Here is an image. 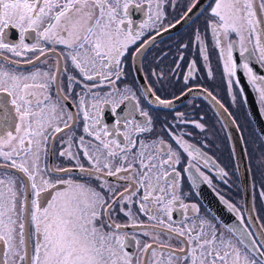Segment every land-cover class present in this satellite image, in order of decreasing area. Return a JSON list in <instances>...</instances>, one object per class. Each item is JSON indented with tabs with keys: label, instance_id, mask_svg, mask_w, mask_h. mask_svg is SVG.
I'll list each match as a JSON object with an SVG mask.
<instances>
[{
	"label": "snow or ice",
	"instance_id": "obj_1",
	"mask_svg": "<svg viewBox=\"0 0 264 264\" xmlns=\"http://www.w3.org/2000/svg\"><path fill=\"white\" fill-rule=\"evenodd\" d=\"M164 2L91 0L88 8V0H0V264H264V235L260 242L252 239L235 204L221 197L244 225L238 242L201 217L196 204L184 201L182 171H194L193 179L211 184L206 171L215 162L185 139L192 134L180 126L191 123L203 132L205 125L176 112L175 123L165 126L175 147L162 138L147 140L144 134L153 132L149 112L140 108L130 88L117 87L127 74L129 47L146 31L160 34ZM200 2L190 0L184 19ZM130 6L146 7V18L136 28ZM209 9L207 30L194 29L193 44L203 61H209L210 35L233 100L239 71L256 91L264 113V75L249 64L255 60L264 65V0H213ZM77 13L93 22L82 37L74 38L69 21ZM11 29L17 30V40L8 39ZM149 42L136 48L131 58L135 60ZM187 48L180 45L178 60ZM21 65L31 67L21 70ZM195 68V61L190 62L183 77L188 91L182 97L203 90L201 85L189 86ZM104 86L109 91L101 94ZM145 90L164 108L174 102L156 95L150 85ZM206 95L224 107L212 92ZM126 102L132 110L123 109L121 117L117 110ZM104 105L111 106V127L101 118ZM80 117L83 134L76 137ZM58 140L66 145L58 156L74 161V166L42 167V159L57 155ZM73 170L77 176L69 175ZM218 174L229 175L219 167ZM260 196L264 198V191ZM133 204L146 220L134 215ZM117 209L129 218L127 224L115 222ZM175 211L181 220H174ZM261 230L264 233V224ZM245 234L250 246L245 245ZM162 237L177 239L180 246L173 248ZM141 238H146L142 246Z\"/></svg>",
	"mask_w": 264,
	"mask_h": 264
},
{
	"label": "flooded vegetation",
	"instance_id": "obj_2",
	"mask_svg": "<svg viewBox=\"0 0 264 264\" xmlns=\"http://www.w3.org/2000/svg\"><path fill=\"white\" fill-rule=\"evenodd\" d=\"M142 2L143 0H134V3ZM155 2L156 0H153L154 5ZM189 3L190 0H166V2L163 3L165 19L162 24L157 25L160 34L156 35V29L146 31L144 36L141 37V40L137 41L135 45L129 47L126 55L127 64L125 66L127 74L120 81H117V87L120 89L125 87L130 88L135 92L140 108L149 112L153 121V132L150 134H144V138L147 140L162 138L166 144H172L175 147V142L172 140L169 132L165 129V126L173 125L175 123L173 118L176 112L184 113L187 119L199 121L205 125V130L203 132H201L200 129L195 128L191 123L186 126L181 125L180 127L182 131L192 134L190 137L186 136L185 139L196 144L198 147H202V150L207 154L210 161L215 162L214 164L210 163L209 169L206 171V174L210 176L212 183L207 184L198 177L193 179L196 175L195 172H183V165H180L178 166V170L182 171L179 181L181 193L184 196L185 203L196 204L199 207L201 217L212 221L226 238L238 242L240 238L223 224L222 221L215 216L214 212V198H216L221 205L223 204L228 208L221 199V197H223L230 203L235 204L244 216L243 206L241 209L242 195L240 181L231 154L226 128L218 113L219 111L214 107L215 102L206 95V91L212 92L217 97L220 104L224 106L221 107L223 110L225 108L228 109L227 112L236 123L243 144V138L248 127V130L255 134L258 140L260 139L264 148V141L252 120L248 108L252 98L254 99L263 122L264 113L260 111L259 105L257 104L258 96L256 91L248 83L245 75L239 71L237 78L240 83L233 86V90L236 93V99L231 101L233 93L227 88L226 77L222 75V61L218 56L217 50L213 46L210 35L207 39L209 54V61L207 62L203 61L197 47L192 42L194 29H199L202 33L207 30V22L210 19L209 5L213 3V0H207L194 16L182 23ZM145 12L146 7L137 9L135 6H130L129 18L132 20L134 28L138 27L139 23L146 18ZM177 21L181 22L176 23ZM170 24H175L176 29L168 27ZM164 28H168V30L163 31ZM8 39L17 40V30H9ZM233 39H235V36H233ZM145 41L150 42L140 55L133 60L131 57L135 52V49L140 47ZM181 44H188V48L183 50V60H178L177 57L180 54ZM235 57L238 60L240 59L238 52L235 53ZM192 61H195L196 68L194 71V79L189 81V86L192 84L201 85L203 90L197 89L190 92L186 97H182L181 93L188 91V89L185 88L183 77L188 74V65ZM48 64L55 67L54 59H49ZM177 64L180 65L179 68H176ZM249 64L253 67L254 72L259 75H264V65L257 63L255 60H250ZM30 67L31 66L21 65V70H28ZM137 69H139V71H137ZM153 71L156 72L157 75H152ZM209 71L213 73L212 77H209ZM73 74L77 77L79 76L78 72L73 71ZM149 85L152 87L156 95H159L164 99L173 100V104L169 108H164L162 105L158 104L154 97L150 96L145 90ZM80 90L79 87L75 88V91L77 92ZM99 91L103 94L108 92L109 88L104 86L100 88ZM177 97L180 98L177 99ZM71 103L72 101H69L70 105ZM234 104L238 108L240 107L241 125L239 124L237 117L234 115ZM218 106L220 107V105ZM125 108H127L128 111H131L132 104L126 102L125 105H122L121 108L117 110L121 113V117L123 116V109ZM72 110L74 112L76 111L75 108ZM201 117H203V120H201ZM101 118L109 127L112 126L114 120L110 105H104ZM137 118L139 117L137 116ZM83 123L84 121L82 117H80L74 128V135L76 137L83 134ZM68 135L69 133L66 132L63 138L67 139ZM55 146L57 155L49 156L47 160L42 159L41 166L43 167L45 164H52L58 167H73L75 163L74 161L58 156L61 147L66 145H62L61 141L58 140L55 142ZM73 151H76L75 147L73 148ZM230 163L233 164L232 169L229 167ZM217 166L219 168H224L229 175L227 177H222L218 174ZM249 169L251 175L253 210L257 221L261 226L264 224V198L260 196V192L264 191V185H262L257 178H254L250 165ZM69 175L77 176L78 173L73 170ZM109 179L114 182V178ZM225 179H227V183L224 182ZM123 186L124 182H121L120 191H123ZM229 186L232 188L233 193L229 192ZM132 212L138 219L146 220L143 215L138 213L137 205H132ZM232 214L235 216L234 213ZM173 218L176 221L181 220V213L175 211L173 213ZM235 218L237 219L236 216ZM244 218L249 230L254 234L252 239L260 242L251 229L245 216ZM114 220L116 223L120 224H127L129 222V218L119 212V209H117L114 214ZM237 221L239 222L238 219ZM128 231L131 230L129 229ZM145 239L146 238H141V246L145 242ZM162 239L173 248H178L180 246L177 239L169 240L167 237H162ZM245 245L250 246L251 242ZM241 247H244V245H241Z\"/></svg>",
	"mask_w": 264,
	"mask_h": 264
},
{
	"label": "water",
	"instance_id": "obj_3",
	"mask_svg": "<svg viewBox=\"0 0 264 264\" xmlns=\"http://www.w3.org/2000/svg\"><path fill=\"white\" fill-rule=\"evenodd\" d=\"M206 1L207 0H201L199 6L191 14H189L188 18L184 19L182 23L194 16ZM173 28L176 29V26ZM249 104L250 105H248V108L252 116V120L264 141V122L259 114V111L253 98L250 100ZM214 107L219 111L218 113L226 128L231 154L240 181L244 216L246 217L247 222L249 223L251 229L253 230L259 241H261L262 235H264V233H262L261 226L257 221L253 210L251 194V175L247 154L244 148L240 132L237 128L236 123L234 122L230 114L225 111V109L223 110L221 107L218 106L217 103H214ZM214 201L215 216L220 219L222 223L225 224L231 231H233L234 234L241 238V233L244 231L243 225L240 224L235 218V216L231 213V211H229V209L226 208L223 204L221 205L216 198H214ZM250 242L251 240L248 239L245 234V244H248Z\"/></svg>",
	"mask_w": 264,
	"mask_h": 264
},
{
	"label": "rangeland",
	"instance_id": "obj_4",
	"mask_svg": "<svg viewBox=\"0 0 264 264\" xmlns=\"http://www.w3.org/2000/svg\"><path fill=\"white\" fill-rule=\"evenodd\" d=\"M232 97L233 95L231 96V101H234ZM233 106H234L233 107L234 115L237 117L238 122L241 125L240 107L238 108L235 104ZM243 140H244V147H246L245 151L247 153L248 163L251 166L253 176L254 178H257L262 185H264V148L260 142V139L258 140L256 135L253 134L251 131H249L247 127ZM232 165H233L232 163H230L229 165L231 169H232ZM229 192L233 193L232 188L230 186H229ZM241 209H242V204H241Z\"/></svg>",
	"mask_w": 264,
	"mask_h": 264
},
{
	"label": "clouds",
	"instance_id": "obj_5",
	"mask_svg": "<svg viewBox=\"0 0 264 264\" xmlns=\"http://www.w3.org/2000/svg\"><path fill=\"white\" fill-rule=\"evenodd\" d=\"M85 7L91 8V0H88V3ZM93 18L84 15L82 13H77L69 23L73 26V37H82L87 29L91 26Z\"/></svg>",
	"mask_w": 264,
	"mask_h": 264
}]
</instances>
